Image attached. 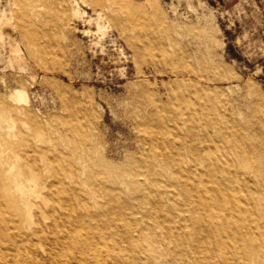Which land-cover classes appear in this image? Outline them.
<instances>
[{
    "label": "rangeland",
    "instance_id": "374dc122",
    "mask_svg": "<svg viewBox=\"0 0 264 264\" xmlns=\"http://www.w3.org/2000/svg\"><path fill=\"white\" fill-rule=\"evenodd\" d=\"M128 1L143 8L149 20L130 21V12L109 5L110 0H0V99L9 90L24 89L27 101L20 103V118L33 124L27 118L31 113L48 125L44 141L60 143L57 129L74 127L80 131L74 140L91 146L90 155L105 151L115 163L126 151L138 153L130 125L137 111L175 134L181 120L208 124L211 144L218 149L215 160L240 164L239 183L257 200L253 217L264 230V0ZM155 11L162 18H154ZM97 22L105 24L104 29L98 30ZM145 36L154 44L150 53L141 43ZM160 42L179 67L189 62L193 77H215L210 83L202 81L213 90L207 110L197 105L199 113L194 116L185 103L169 106L168 91L175 83L166 73L171 63L157 47ZM143 88L164 105L160 115L154 113L151 97L142 94ZM220 113L226 118L219 119ZM202 116L209 122H203ZM214 124L224 129L227 141L218 136ZM83 133L89 135L87 140ZM175 138L174 144L179 145ZM229 142H234V148ZM240 148L248 158L241 156ZM164 158L170 159L167 153ZM171 221L182 228L179 218ZM249 221L254 225L256 219ZM145 222L151 225V220ZM247 236L260 239L257 232ZM157 243L173 247L172 252H164V261L193 264L189 252L179 248L181 243ZM214 252L220 258L225 254L218 248ZM241 253L247 264H257V252ZM229 255L230 263L238 264L233 253ZM130 257L124 264L141 260L135 251H130ZM196 259L207 260L199 252Z\"/></svg>",
    "mask_w": 264,
    "mask_h": 264
},
{
    "label": "bare ground",
    "instance_id": "6f19581e",
    "mask_svg": "<svg viewBox=\"0 0 264 264\" xmlns=\"http://www.w3.org/2000/svg\"><path fill=\"white\" fill-rule=\"evenodd\" d=\"M109 5L128 10L130 21L149 20L143 8L131 1L110 0ZM152 16L162 18L158 11ZM105 26L97 22L98 30ZM141 43L150 53L151 39L145 36ZM157 47L171 63L166 73L175 88L168 91L169 106L185 103L194 116L199 113L197 105L207 110L213 90L202 81L210 83L215 77H193L189 62L179 67L163 43ZM141 92L151 97L154 113L160 115L164 105L144 88ZM4 96L0 99V264H124L131 259L130 251L140 254L137 264H171L162 257L172 252V245L161 246L159 241L181 243L179 248L189 252L193 264H231L230 253L238 264H247L244 250L257 252V264L264 263V230L253 217L257 200L239 183L240 164L215 160L218 149L211 144L208 124L181 120L175 134L137 111L138 118L130 125L138 153L126 151L115 163L105 151L90 155L91 146L74 140L80 133L74 127L60 126V143L49 145L42 139L48 125L31 113L27 118L33 124L20 118V103L27 101L25 90L14 88ZM225 118L220 113L219 119ZM217 133L228 140L223 128L217 127ZM82 137L87 140L89 135ZM175 137L179 145L174 144ZM233 144L229 142L232 148ZM241 152L243 158L249 157ZM166 153L170 159L164 158ZM250 217L256 219L254 225ZM177 218L182 228L171 221ZM255 232L260 239L247 236ZM215 248L225 252L222 258ZM197 252L207 260L198 261Z\"/></svg>",
    "mask_w": 264,
    "mask_h": 264
}]
</instances>
